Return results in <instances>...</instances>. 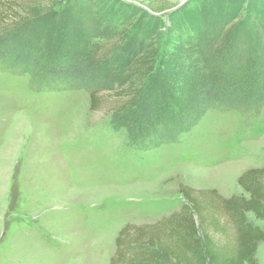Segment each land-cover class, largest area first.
<instances>
[{
	"label": "rangeland",
	"instance_id": "374dc122",
	"mask_svg": "<svg viewBox=\"0 0 264 264\" xmlns=\"http://www.w3.org/2000/svg\"><path fill=\"white\" fill-rule=\"evenodd\" d=\"M50 14L56 27L73 19L87 35L111 41L120 78L133 52L169 43L172 24L182 39L201 26L207 59L221 68L219 85L264 91V1L63 0L17 27L9 10L4 34L27 40ZM34 71L0 58V264H111L119 231L179 211L182 186L242 195L239 176L264 168V94L215 103L148 145L141 131L133 136L136 121L120 113L122 102L110 95L92 111L89 87L46 84ZM249 220L264 229V219ZM257 260L264 264V241Z\"/></svg>",
	"mask_w": 264,
	"mask_h": 264
},
{
	"label": "trees",
	"instance_id": "16d2710c",
	"mask_svg": "<svg viewBox=\"0 0 264 264\" xmlns=\"http://www.w3.org/2000/svg\"><path fill=\"white\" fill-rule=\"evenodd\" d=\"M8 1L12 2L0 0V58L10 57L12 64L35 70L38 80L46 84H53L47 82L53 79L81 82L91 90L92 111L100 110L111 95L123 103L120 113L136 121L131 131L133 136L142 132V139L133 137L140 145V139L149 145L155 136H162L161 132L171 134L182 125L195 123L215 103L232 105L235 96L245 101L249 94L258 101L263 97L264 91L226 90L219 85L221 68L207 59L205 49L211 44L207 47L201 38L207 35L201 26L182 39L172 24L168 27L169 43L164 46V42H157L133 52L125 76L120 78L113 68L116 62L112 63L115 46L111 41L98 40L96 34L87 35L73 19L67 18L56 27L50 14L43 29L27 33L24 41L11 32L8 37L4 34L9 10L15 15L10 18H18L17 27L43 11H52L63 0H50L52 5L46 9L48 3L39 0H19L18 8L15 1L14 7L8 6ZM43 41L45 46H41ZM129 105H133L131 109ZM166 110L167 116L158 119ZM238 182L244 194L228 198L216 189L182 186L179 192L186 203L179 211L154 222L130 223L119 231L111 264H258L264 229L250 221L249 214L264 219V168L246 170ZM230 229L235 237L227 242L224 239Z\"/></svg>",
	"mask_w": 264,
	"mask_h": 264
}]
</instances>
